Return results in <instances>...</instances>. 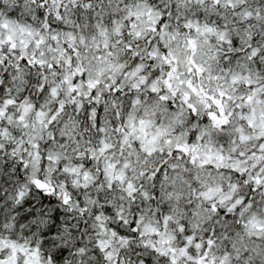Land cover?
Masks as SVG:
<instances>
[{
  "label": "clouds",
  "instance_id": "obj_1",
  "mask_svg": "<svg viewBox=\"0 0 264 264\" xmlns=\"http://www.w3.org/2000/svg\"><path fill=\"white\" fill-rule=\"evenodd\" d=\"M0 264H264V0H0Z\"/></svg>",
  "mask_w": 264,
  "mask_h": 264
}]
</instances>
